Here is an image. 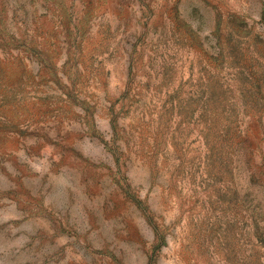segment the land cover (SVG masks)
<instances>
[{
    "label": "rangeland",
    "instance_id": "rangeland-1",
    "mask_svg": "<svg viewBox=\"0 0 264 264\" xmlns=\"http://www.w3.org/2000/svg\"><path fill=\"white\" fill-rule=\"evenodd\" d=\"M0 264H264V0H0Z\"/></svg>",
    "mask_w": 264,
    "mask_h": 264
}]
</instances>
